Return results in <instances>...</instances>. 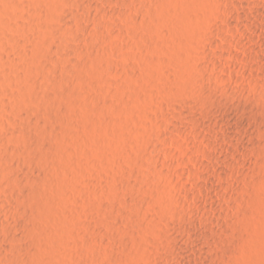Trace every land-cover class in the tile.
<instances>
[{
	"label": "rangeland",
	"instance_id": "374dc122",
	"mask_svg": "<svg viewBox=\"0 0 264 264\" xmlns=\"http://www.w3.org/2000/svg\"><path fill=\"white\" fill-rule=\"evenodd\" d=\"M0 264H264V0H0Z\"/></svg>",
	"mask_w": 264,
	"mask_h": 264
}]
</instances>
